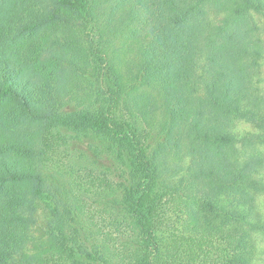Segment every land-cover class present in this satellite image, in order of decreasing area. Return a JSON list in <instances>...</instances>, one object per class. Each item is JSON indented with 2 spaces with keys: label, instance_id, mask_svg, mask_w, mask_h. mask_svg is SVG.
I'll return each mask as SVG.
<instances>
[{
  "label": "trees",
  "instance_id": "1",
  "mask_svg": "<svg viewBox=\"0 0 264 264\" xmlns=\"http://www.w3.org/2000/svg\"><path fill=\"white\" fill-rule=\"evenodd\" d=\"M257 17L264 0H0V264H259L264 166L239 148L264 142Z\"/></svg>",
  "mask_w": 264,
  "mask_h": 264
},
{
  "label": "rangeland",
  "instance_id": "2",
  "mask_svg": "<svg viewBox=\"0 0 264 264\" xmlns=\"http://www.w3.org/2000/svg\"><path fill=\"white\" fill-rule=\"evenodd\" d=\"M257 21H258V25L263 28L262 38L264 39V21L260 19V17H257ZM115 46L120 47L117 42ZM121 55L124 56V53ZM262 69L264 72V65ZM204 111H205L206 116L210 113V110H208L207 107L204 108ZM232 123H233L232 127L234 128V130L240 133L247 132V131L255 133L258 131V127L256 126V124H253V123H247L241 120H233ZM89 144H90V140L71 142L70 149L72 150L86 149ZM239 148H241L242 153H245L246 155L250 154V155L260 158L264 166V142L255 141L251 146H248V147L239 146ZM178 163L179 165L184 164L182 163V161H178ZM61 173L63 174L62 171ZM61 173L56 172L54 169L48 171V174L53 176V179L56 180L58 184V188L60 189L68 188L67 180L69 176L61 175ZM262 175L264 176V168H263ZM262 181L264 183V177ZM256 198H257V202L259 205V210L262 211L264 214V191H260V193L256 195ZM32 220L33 222L31 223V232L34 237L35 245H33L32 243L30 246H28L27 250L28 251L35 250L36 248L35 246H38L36 250H39V249L41 250V248H44L43 245L46 243L47 234H48V225L51 221V214H50V211L48 210L45 200H38L35 202V210L32 216ZM260 246L264 248V237L260 242ZM259 264H264V251L261 254V260Z\"/></svg>",
  "mask_w": 264,
  "mask_h": 264
}]
</instances>
